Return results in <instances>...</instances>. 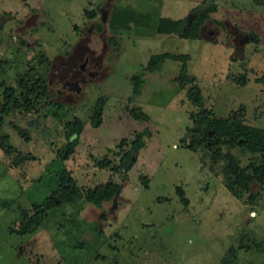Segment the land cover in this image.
Listing matches in <instances>:
<instances>
[{
  "label": "rangeland",
  "instance_id": "374dc122",
  "mask_svg": "<svg viewBox=\"0 0 264 264\" xmlns=\"http://www.w3.org/2000/svg\"><path fill=\"white\" fill-rule=\"evenodd\" d=\"M211 8L200 39L158 32ZM263 76L264 0H0V264H264V145L212 132H264Z\"/></svg>",
  "mask_w": 264,
  "mask_h": 264
},
{
  "label": "trees",
  "instance_id": "16d2710c",
  "mask_svg": "<svg viewBox=\"0 0 264 264\" xmlns=\"http://www.w3.org/2000/svg\"><path fill=\"white\" fill-rule=\"evenodd\" d=\"M214 8L209 9L207 12H203L201 14H198L190 24H187L184 20L181 21H172L170 19H162L160 21V30L158 31L159 33H166L170 35H176L179 38L182 39H200V29L202 25L205 23L206 20H208L209 14L213 12ZM172 59L176 58L173 57L169 54L162 55L161 57H157V61L155 63L149 62L148 64V69H156L158 64L162 62L164 59ZM180 73L184 74L187 76V68L186 66H183L182 69L180 70ZM179 73V76H180ZM183 76V75H182ZM180 76V77H182ZM259 83L264 82V76L260 79H258ZM8 96L6 97V104L3 106L1 109V112L3 114H9L10 111V104L13 102V91L11 89L7 90ZM135 93H139V88L135 89ZM189 97L194 99V95L192 93H189ZM198 100V95L196 97ZM216 124L214 127H212V132L217 135L218 131L225 129L228 133L231 131L230 134H237L238 133V138H243L245 139V144H247L250 148V150L254 151L256 150L259 146L264 145V132L263 133H257L254 132L247 127H239L237 122L235 120H227V121H215ZM76 126H79L77 124ZM70 136L77 134V132H73V130L70 131ZM147 136H150V132L148 129H144L143 131L136 133L135 134V140L132 142L131 148L129 151H127L121 158V168H124V170L129 171L132 166L134 165V162L137 158L138 152L144 147V142L143 138ZM3 139H1L0 142V149L3 150L5 153H8V150L6 147H4L2 143ZM205 141L207 145L210 144L209 140V134L206 132L205 134ZM121 143H125V141H122ZM77 145V139H73L69 141L66 145H64L61 149V152L59 153L60 158L62 160H68V158L73 154L74 149ZM190 150L193 151L194 148L192 146H189ZM108 162H102L99 163V167L104 169L108 166ZM64 181L61 179V184H63ZM119 186L116 185L115 183H109L106 185L104 188L102 187H97L91 193L87 196V200L94 204L95 206H100L102 202L110 200L113 196H115L118 191H119ZM178 194L182 202L187 203L186 199L182 197V191L178 189Z\"/></svg>",
  "mask_w": 264,
  "mask_h": 264
},
{
  "label": "flooded vegetation",
  "instance_id": "af4514ba",
  "mask_svg": "<svg viewBox=\"0 0 264 264\" xmlns=\"http://www.w3.org/2000/svg\"><path fill=\"white\" fill-rule=\"evenodd\" d=\"M102 13H104L103 9H99V15L101 17V20H102ZM106 14V13H105ZM87 62V59L85 60V63ZM78 70L79 71H82L83 73L86 72V75L87 76H92L94 75V73H92V71L90 70H87L86 68V64L84 65H79L78 66ZM86 83V79L83 78V77H77L75 73H72L68 79H65L62 84H61V88L63 90H68L69 92L70 91H74L76 92V90H80L81 89V86H83L84 84ZM81 91V90H80ZM79 91V92H80ZM60 92V91H59Z\"/></svg>",
  "mask_w": 264,
  "mask_h": 264
},
{
  "label": "water",
  "instance_id": "95a60500",
  "mask_svg": "<svg viewBox=\"0 0 264 264\" xmlns=\"http://www.w3.org/2000/svg\"><path fill=\"white\" fill-rule=\"evenodd\" d=\"M101 14H102V21H104L105 20V16H106L105 11H104V13L101 12ZM79 91H80L79 89L76 90V92H78V93H79Z\"/></svg>",
  "mask_w": 264,
  "mask_h": 264
}]
</instances>
